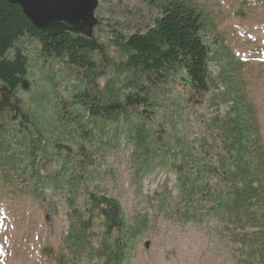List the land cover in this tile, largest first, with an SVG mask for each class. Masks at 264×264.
<instances>
[{"label":"rangeland","instance_id":"obj_1","mask_svg":"<svg viewBox=\"0 0 264 264\" xmlns=\"http://www.w3.org/2000/svg\"><path fill=\"white\" fill-rule=\"evenodd\" d=\"M194 1L216 26L215 33L204 35L211 54L220 49L221 55H229L236 61L233 72L236 89L253 111L255 130L264 149V0ZM96 15L102 28L107 26L102 40L106 44L147 32L160 16L151 0H99ZM99 34L96 27L94 35ZM28 53V88H19L17 97L41 127L50 155L66 144L74 148L72 164L77 165V172L83 175L79 205L84 204L89 192L106 194L121 203L128 229L138 228L137 237L129 240L125 264H264V258L249 256L243 232L239 227H231L226 216L210 217L198 204L199 219L179 218L175 212L184 207V201L176 182V171L170 165L171 156L162 157L161 162L152 161L140 179L137 174L139 155H134L135 145L128 137V128L146 122L153 130L157 145L184 150V140L188 138L194 141L199 152L203 140L215 136L214 131L230 113V104L221 99L218 105L211 101L213 95H219L226 88L219 81L223 63L217 59L221 55H215L209 65V73L220 87L211 86L208 92L182 101L174 87L177 81L169 86L161 77L151 80L119 74L116 67L123 60V54L108 44L107 59L101 57L98 68L101 73L96 78L100 91L108 96L111 93L108 88L116 85L117 90H125L134 99L138 95L148 96L154 105H133L129 117L122 116L116 124L106 111V105L112 100L101 101V114L108 125L101 133L100 127L94 126L93 118L81 106L72 104L73 94L78 90H85L87 86L91 91L95 89L94 82L88 83L87 72L52 57L42 61L33 48ZM93 94L96 96L94 91ZM61 101L67 107L63 114L58 108ZM10 102L11 94L0 87L2 111ZM94 119L102 120L100 116ZM78 123H81L78 127L81 136H76L73 129H69L67 135L61 134L63 127ZM14 127L6 114L0 115V160L5 164L9 161L18 164L26 156L20 145L23 132L12 131ZM66 136H74L83 151ZM60 139L63 145L58 146L55 142ZM41 160L42 152L36 160L38 165ZM62 164L63 158L57 155L47 173L54 178L62 172ZM23 172L28 181H32L30 168L15 171L11 166H0V264H73L65 244L69 221L64 186L56 190L51 181L46 198L38 200L31 183L7 182L9 174ZM68 178L69 175L64 176V180ZM37 179H40L38 175L33 180Z\"/></svg>","mask_w":264,"mask_h":264},{"label":"trees","instance_id":"obj_2","mask_svg":"<svg viewBox=\"0 0 264 264\" xmlns=\"http://www.w3.org/2000/svg\"><path fill=\"white\" fill-rule=\"evenodd\" d=\"M151 2L157 6L160 16L147 32L108 42L123 54V60L116 67L118 73L131 74L139 79L161 77L169 86L177 81L174 87L179 91L182 101L208 92L211 86L220 87L209 73V65L215 55H221L218 52L220 49L212 55L204 42L206 33L216 32L209 14L198 7L194 0ZM102 25L100 21L97 26L100 34L92 39L69 32L49 36L37 29L19 6L10 4L8 0H0V87L11 94L9 106L3 111L0 108V115L6 114L9 123L15 126L12 131L18 129L23 132L20 145L26 155L18 164L10 161L5 164L0 160V166H11L15 171L21 167L32 169L33 173L29 176L32 181H28L24 172L9 174L6 181L31 183L38 200L46 198L51 181L55 183L56 190L64 186L66 191L63 198L69 221L65 244L73 264L86 261L125 264L129 240L137 237L138 228L128 229L121 203L106 194L89 192L84 204L79 205L83 175L77 172V165L72 164L74 148L66 144L62 150L50 155L41 127L33 119L34 116L31 118L22 107V100L16 93L19 88H23V82L29 74L28 50L33 48L42 61L52 57L87 72L88 83L94 82L95 89L91 91L87 86L85 90H78L73 94L72 104L81 106L93 118L94 126L100 127L101 133L108 127L101 114V101L112 100L106 105V111L116 124H119L122 116L129 117L133 105L153 106L148 96L138 95L134 99L125 90H117L116 85L107 87L108 92H111L108 96L100 91L96 78L101 73H98L101 65L99 61L102 56L106 58L108 45L102 41L107 33V26L102 28ZM217 61L223 63L219 81L226 88L219 95H213L211 101L218 105L221 99L230 104V113L218 130L214 131L215 136L203 140L199 152L194 141L188 138L184 140V150L157 145L153 130L144 121L133 129L128 128V137L135 145L134 155H139L137 174L140 179L152 161L157 159L161 162L162 157L171 156L170 165L176 171V182L184 201V207L177 208L175 212L179 218L199 219L198 204L210 217L224 215L231 227H239L243 232L249 256L264 258V149L255 130L253 111L236 89L233 75L236 61L224 54ZM58 108L59 113L63 114L66 103L61 101ZM98 116L102 120L94 119ZM68 122L67 125L71 124V121ZM80 124L63 127L61 134L67 135L69 129H73L76 136H81L78 132ZM66 139L75 142L79 151H83V146L78 144L74 136H66ZM60 141H56V145H63ZM41 152L42 160L38 165L36 160ZM55 155L63 158L62 172L52 178L47 171ZM28 158L30 162H27ZM36 175L40 179L33 180ZM66 175L69 178L64 180Z\"/></svg>","mask_w":264,"mask_h":264},{"label":"water","instance_id":"obj_3","mask_svg":"<svg viewBox=\"0 0 264 264\" xmlns=\"http://www.w3.org/2000/svg\"><path fill=\"white\" fill-rule=\"evenodd\" d=\"M19 6L40 31L49 36L73 33L94 38L100 20L96 15L99 0H8ZM23 88L28 84L23 82Z\"/></svg>","mask_w":264,"mask_h":264}]
</instances>
